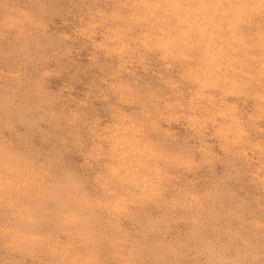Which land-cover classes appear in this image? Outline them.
Here are the masks:
<instances>
[{"label":"rangeland","instance_id":"rangeland-1","mask_svg":"<svg viewBox=\"0 0 264 264\" xmlns=\"http://www.w3.org/2000/svg\"><path fill=\"white\" fill-rule=\"evenodd\" d=\"M0 264H264V0H0Z\"/></svg>","mask_w":264,"mask_h":264}]
</instances>
